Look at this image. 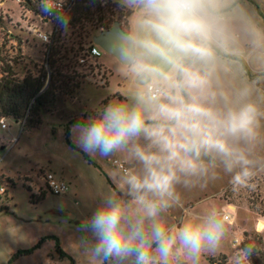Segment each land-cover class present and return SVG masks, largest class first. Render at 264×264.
Listing matches in <instances>:
<instances>
[{"label": "clouds", "instance_id": "9594fccd", "mask_svg": "<svg viewBox=\"0 0 264 264\" xmlns=\"http://www.w3.org/2000/svg\"><path fill=\"white\" fill-rule=\"evenodd\" d=\"M113 70L122 87L73 125L89 156L114 157V187L79 230L89 264H204L231 235L232 206L184 192L264 173V0H117ZM40 11L67 29L63 0ZM179 210L180 215L174 213ZM264 248L239 241L228 264Z\"/></svg>", "mask_w": 264, "mask_h": 264}, {"label": "rangeland", "instance_id": "374dc122", "mask_svg": "<svg viewBox=\"0 0 264 264\" xmlns=\"http://www.w3.org/2000/svg\"><path fill=\"white\" fill-rule=\"evenodd\" d=\"M112 1L118 4L117 0ZM106 4L104 0L103 5ZM6 10H9L8 19L4 18ZM21 11L16 0H7L0 7V80L9 75L17 80L40 78L44 88L49 87L45 46L28 32L26 17L20 18ZM120 11L117 16L121 15L123 20L124 11L121 8ZM261 11L264 13V9ZM84 24L82 30L81 26L68 25L62 31V38L60 34L57 36L60 42L55 48H61L60 56L66 52L63 47L71 50L79 45L88 46L91 38L104 31L90 22ZM44 28L50 30L52 26ZM100 63L107 69L106 84H100L88 68L78 66L76 59L59 62L57 66L62 75L50 88L58 90V99L54 108L41 114L42 123L29 128L26 119L18 122L6 118L7 128L0 126V186L6 188V193L0 194V264H8L18 250L32 248L41 238L50 235L60 238L64 250L78 264H89L84 247L94 238L91 233L80 231L79 226L91 217L103 195L113 187L109 179L113 184L110 172L116 166L115 158L90 156L97 166L91 164L68 144L65 128L72 118L92 115L94 108L112 98V88L122 87L113 70L115 57L102 49ZM51 70L55 72V68ZM71 140L77 146L73 131ZM47 173L66 181L70 186L68 193H52L44 180ZM254 184L252 189L233 192L229 178L224 176L203 190L184 192L186 206L195 207L209 197L232 206L231 235L217 254L205 258L204 264H228L239 241L255 240L264 248V173L256 177ZM42 192H45L44 198ZM69 214L75 217L68 218ZM174 214L181 213L177 210ZM14 264L71 263L56 253L53 240H47L35 253L20 257ZM251 264H264V250L251 257Z\"/></svg>", "mask_w": 264, "mask_h": 264}, {"label": "trees", "instance_id": "16d2710c", "mask_svg": "<svg viewBox=\"0 0 264 264\" xmlns=\"http://www.w3.org/2000/svg\"><path fill=\"white\" fill-rule=\"evenodd\" d=\"M103 2L104 0H77L72 12L68 15V25L73 28L81 26L79 28L82 30L85 26L84 22L87 21L92 23L96 29L108 30L113 26L117 18L122 22L121 15L117 16V12H121L119 5L112 0H107L106 5H103ZM59 38H62V34H60ZM58 42L60 41L58 40ZM63 49L66 52L63 56H60L61 48L53 47L50 65L51 68H55V72L52 71L49 87L46 90H43L45 84L40 78L25 77L24 80H17L9 75L0 80V119L12 118L18 122L26 119V125L29 128H36L42 123L41 114L46 110L54 108L58 99V90H50L52 85L57 82L58 76L62 75L60 66H57L58 63L61 61L72 62L74 60L71 57V53L75 54V49L67 50L65 47ZM83 119L85 118H72L66 124V139L73 149L80 151L91 164L97 166L90 156L71 140L73 125ZM109 183L114 187L110 179ZM41 197H45V192L41 193ZM32 199H34V196ZM47 240H53L55 242L56 253L60 258L68 259L71 264H78L64 250L60 238L55 235L41 238L32 248L18 250L11 257L8 264H14L20 257L35 253ZM211 261L214 262L215 260L211 259Z\"/></svg>", "mask_w": 264, "mask_h": 264}, {"label": "built area", "instance_id": "2783aa9c", "mask_svg": "<svg viewBox=\"0 0 264 264\" xmlns=\"http://www.w3.org/2000/svg\"><path fill=\"white\" fill-rule=\"evenodd\" d=\"M20 9L22 10V15L26 17L25 21L27 22L26 28L28 32L33 35L34 39H39L42 42V45L45 46L44 57L46 59L47 65L49 66V82L52 77V70L50 67V58L52 55L53 47L59 43L57 36L62 34L63 27L61 24L54 18V16H46L40 11V0H16ZM7 0H0V7L4 6ZM77 0H63V13L68 17L72 12ZM31 3L33 4L31 6ZM4 14L5 19H8L9 10ZM20 12V13H21ZM23 12H25L23 14ZM2 12H0L1 15ZM52 26L50 30L45 29L44 27ZM66 48V47H65ZM103 47L99 44H96L91 38L88 46L82 45L76 49L73 58L76 59V63L80 67L88 68L90 72H94L99 79L100 84H106L108 80L107 69L100 63V57L102 56ZM65 50V49H63ZM104 50V49H103ZM48 87L44 88L46 90ZM7 119H0V126L3 129L7 128L6 124ZM115 163V162H114ZM44 180L48 184V188L55 195H62L68 193L70 186L69 184L61 179H58L56 174L47 173L44 176ZM6 193V188L0 186V194Z\"/></svg>", "mask_w": 264, "mask_h": 264}, {"label": "water", "instance_id": "95a60500", "mask_svg": "<svg viewBox=\"0 0 264 264\" xmlns=\"http://www.w3.org/2000/svg\"><path fill=\"white\" fill-rule=\"evenodd\" d=\"M121 23L122 22L120 20L115 21L110 29L104 30L100 34L94 36V42L102 46L105 51L111 54L114 50V40L116 36V31L118 26L121 25ZM74 217L75 216L73 214L68 215V218L73 219Z\"/></svg>", "mask_w": 264, "mask_h": 264}, {"label": "crops", "instance_id": "0c3cea01", "mask_svg": "<svg viewBox=\"0 0 264 264\" xmlns=\"http://www.w3.org/2000/svg\"><path fill=\"white\" fill-rule=\"evenodd\" d=\"M73 129V128H72Z\"/></svg>", "mask_w": 264, "mask_h": 264}]
</instances>
